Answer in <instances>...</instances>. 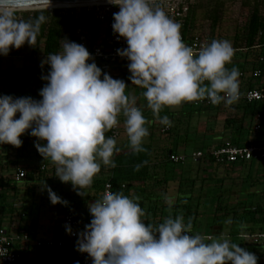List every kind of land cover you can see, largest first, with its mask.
<instances>
[{"label": "clouds", "instance_id": "clouds-1", "mask_svg": "<svg viewBox=\"0 0 264 264\" xmlns=\"http://www.w3.org/2000/svg\"><path fill=\"white\" fill-rule=\"evenodd\" d=\"M109 3L119 8L112 30L127 44L117 54L129 61L128 79L143 90L147 108L161 125L171 126L168 116H160L165 107L204 100L231 106L239 101L240 72L228 67L234 56L230 41L213 39L197 51L183 42L181 24L164 10L162 0ZM49 7L50 0H43L38 14L25 19L19 4L0 0V55L26 42L34 46ZM61 41L62 51L41 62L50 70L41 77L46 84L40 100L0 96V144L19 148L20 137L28 132L43 142L35 147L55 165V176L83 196L102 166L116 167L113 156L121 149L106 133L122 117L127 147L137 154L145 151L152 121L137 107L136 97L126 93L123 80L102 73L83 45ZM47 192L53 205H67L50 188ZM139 201L138 196L106 191L89 203L92 218L77 234L76 250L87 253L92 264H257L255 254L229 238L194 232L192 217L173 215L175 195H163L169 214L161 222H148ZM66 231L72 233L67 226Z\"/></svg>", "mask_w": 264, "mask_h": 264}, {"label": "trees", "instance_id": "trees-1", "mask_svg": "<svg viewBox=\"0 0 264 264\" xmlns=\"http://www.w3.org/2000/svg\"><path fill=\"white\" fill-rule=\"evenodd\" d=\"M244 4L249 9L248 19L242 30L236 33L233 46V49L238 52L233 57H238L239 59H232L231 64L228 65L229 68L234 65L239 69L240 91L256 87L264 82V14L261 12L262 0H249ZM223 7V3L217 1L209 9L212 24L215 27L219 26L222 20ZM200 9L205 10L206 8H202L198 4H194L191 7L189 18L184 27L187 36L198 35L191 33V31L195 29ZM39 10L32 11L30 14H24L23 17L27 19L28 17L35 16ZM44 14L46 16L49 15V19L47 23L41 26L40 33L37 36V43L34 46H29L26 42L19 49L10 48L9 54L4 56H21L25 53V56L34 58L35 62L32 67L27 66L23 69L11 70L7 84L9 88L8 93L14 98L31 97L37 101L41 99L39 91L46 84V81L42 80L41 77L42 75H47L50 68L46 64L41 67L36 58L39 54L46 58L49 53L62 51L61 40L66 38L68 41L82 45L79 35L76 34L77 28L81 27L86 35V45L83 46L87 50L103 42L107 35V30L105 34H102L100 31L101 22L93 19L86 10H83L79 15L71 14V10L69 9L47 10ZM93 60L102 70V73H107L111 63L107 62L109 63L107 64L105 63L106 61L97 58H93ZM127 65L113 64L114 68H121L122 72L119 78L127 84L129 95L140 96V99H144L142 96L143 90L132 85L128 79L130 72ZM258 69L261 70L262 75L260 78L255 79L252 73ZM182 104L185 109L187 105L191 109L197 106L199 107L198 110H204L206 115L209 112L216 115H227L223 122V132H221L224 139L218 140L216 138L218 136L214 135L213 140L207 144L206 148L199 147L194 150H207L212 145H221L226 141L234 145H240L246 143L248 140L257 141L261 134L264 136V127L258 133L253 131L252 125L248 129H244L243 127L248 114H250L249 117L251 118V122H253L255 114L259 111H264V102L248 103L238 101L231 106L221 109L219 108L220 105L209 107L207 105H196L195 102ZM165 111L163 109L161 114ZM18 117L19 114H17L16 118ZM163 127L164 125L160 128L162 129ZM172 131L173 128L170 126V129L165 132L169 136L158 141L154 139L153 135H149L143 143L145 151L137 154H133L127 147L128 140L118 142L117 146L120 147L121 151L113 156L116 167L108 168L102 166L99 173L103 174L101 176L96 175L93 178V183L88 188L87 196L84 199L81 198L74 201L69 197L70 193L68 192V186L71 183L61 182L55 176V165L50 160H44L38 153L35 144L43 142L25 132L20 137L22 145L19 148L10 144H0V212H6L3 206V204H6L8 194L6 191L9 189L8 185L13 182L17 184L23 182L22 189L24 190L21 191L17 187L13 188V208L10 212L12 214L9 215L10 218H13L18 211L19 216H22V213L24 214L23 216H28L30 210H39L41 206L37 205V196L40 190L46 193L47 188H50L63 201H67V205L59 203L53 205L49 197L42 204H48L51 208L55 207L57 210H64L59 221L54 226V237L67 239L66 235L68 233L61 225L63 215L67 212H73L76 217L83 219L84 226L89 224L86 220V210L80 207V205L100 199L104 183L110 181L113 186V192L119 191L129 197H140L139 203L147 214L148 222H161L169 214L167 206L163 201V195L166 193L175 195L176 203L171 210L172 214L183 215L185 220L188 217H192L194 232H199L202 235L213 238L221 236L229 238L232 242L239 244L241 248L255 254L257 264H264V244H262L260 239V236L264 234V164L260 163L264 161L220 164L211 158L204 157L198 163H195L199 166L198 172H201V170L207 171L205 163L207 167L209 166L213 170L210 172L209 177L203 178L209 179L211 183L210 187H207L208 197H210L209 210L202 212L200 206L203 201L200 194L207 189L204 182L199 189L200 194L198 195L194 193L196 191V179L190 176H182L181 180L177 179L180 181L176 186L178 189L173 188L172 190L174 191H170V181H176V168L188 167L186 163L176 164L171 160L172 154H180L176 153L173 147L178 142L175 140L173 134H171ZM106 136H112V130L106 133ZM170 151H172L171 155ZM204 161L205 163H203ZM169 163L173 164V168H175L173 171H171L172 169H168ZM20 165L23 166L20 167ZM137 165H140L138 171L135 170ZM159 166L164 169L162 174L158 171ZM20 169L25 170V176L17 180L15 177ZM182 173L180 172V175ZM235 174L237 175L235 176ZM189 180H192V182L189 183ZM57 186L60 189H56ZM20 192L23 193L21 196L19 195ZM20 199L23 203H20ZM193 199L196 200V203L191 205L193 204ZM27 202L29 204H26ZM19 204L22 205L21 208H17ZM205 213H207L206 215L209 218L207 224L204 226L202 222L200 223V219ZM229 219L231 220V224L225 223ZM4 221L5 214H2L0 215V223L5 225ZM200 224L204 226L205 231L201 232L199 230ZM241 225H243L242 228ZM36 227L34 225H24L21 229H26L31 234ZM254 238L256 241L252 242ZM35 248L32 244H27L25 251L20 249L21 260L19 264H30L29 255L31 250ZM36 250L38 251L37 257L42 260V264H66L79 255V252L73 247H68L62 251L55 250L52 252V255H48L47 252L41 249L36 248Z\"/></svg>", "mask_w": 264, "mask_h": 264}, {"label": "rangeland", "instance_id": "rangeland-1", "mask_svg": "<svg viewBox=\"0 0 264 264\" xmlns=\"http://www.w3.org/2000/svg\"><path fill=\"white\" fill-rule=\"evenodd\" d=\"M193 5L198 4L204 9H200L198 12L197 16V22L195 29L191 31V33L194 34H200L203 37H206L209 41V43L213 39H224L228 40L231 42L232 47L234 46V40H235V35L238 31L242 30V27L245 26V23L247 22L248 15H249V9L248 7L244 4L246 1L249 0H192ZM217 1H220L223 3V15H222V20L220 22V25L215 27L212 24V19L210 17L209 9L216 3ZM54 9H67V8H54ZM39 10V9H30V10H22V14H30L32 11ZM48 10V9H47ZM53 10V9H50ZM261 12L264 14V0H262V7H261ZM107 30V24L105 22L100 23V31L102 34H105V31ZM67 39V38H66ZM28 46V45H25ZM42 46V45H41ZM40 53V52H39ZM238 53L237 50H234V54ZM23 53L21 56H8V57H0V96L2 95H9L8 93V80L10 78V73L12 69H23L24 67L27 66H33L34 65V58H29L24 55ZM243 54V52H241ZM46 58L39 56L36 58L37 62L41 64L42 61H44ZM232 59L238 60V57H233ZM107 63V62H105ZM109 64V63H107ZM45 65V64H44ZM47 65V64H46ZM110 68H108L107 74L110 75L111 77H114L113 79H120L119 76L121 75V68L117 67L114 68L113 64H110ZM124 81V80H123ZM125 82V81H124ZM126 84V83H125ZM127 85V84H126ZM129 88L126 89V93L129 95ZM136 97V105L142 110L143 115L147 118V120H151L152 123L147 125L148 130H149V135H153L154 139L156 141L161 140L167 136H169L168 133H162L161 128L162 125L159 123V121L153 117L151 110L147 108L146 106V100L145 99H140V96H135ZM226 107L224 104H221L219 108H224ZM197 108V109H196ZM199 107L195 106L193 109L189 107V105L186 106V109L184 108V105L181 104L180 106L177 107H165L164 110H166L163 114L160 113V116H168L169 120L171 121V127L173 128V131L171 134L175 137V140L178 142V144L174 145V149L176 153H189L193 151L195 148L203 147L206 148L207 144H209L213 138L214 135H216L219 130L223 129V122L225 119V115H222V117H219V114L215 113H210L206 115L205 111L203 110H198ZM185 109V111H184ZM191 109V110H190ZM168 111V112H167ZM239 111V110H238ZM167 112V113H166ZM239 113V112H238ZM237 113V114H238ZM250 114H248L247 118L245 119L243 123L244 129H248L251 125H254V122H251V118L249 117ZM121 122L119 124V138L117 139V143L121 141L128 140L127 136L124 131V126H123V118H120ZM183 128V129H182ZM185 128V129H184ZM190 128V129H189ZM149 135L146 137L148 138ZM264 136L261 134L257 141H263ZM174 139V138H173ZM205 163V161L203 162ZM188 164V167H183V168H176V181H170L171 183V188L170 191L174 189H178L176 187L179 184V180L177 179H182L183 177L190 176L192 178H195V184H196V191L194 192L196 194H200V187L204 182V185L206 188L210 187L211 181L209 179H203L204 177H209L210 172H212V168L209 166L207 167L206 163L204 164L207 171H202L198 172V165L193 163L191 160H188L186 162ZM260 164H264V162H261ZM258 165V163H257ZM256 165V166H257ZM168 169L173 171L175 168H173V164L169 163ZM158 171L162 174L164 172V169L159 166ZM222 171V170H221ZM107 172V171H106ZM180 172L183 174L180 175ZM262 172V171H261ZM170 173V172H168ZM103 174V173H102ZM101 173H98L97 175L101 176ZM237 174H235L236 176ZM185 182V181H184ZM189 183L192 182V180L188 181ZM24 183H11L8 185L9 189L7 198H6V204H3L5 208V213L0 212V215L5 214V219L7 218V215H10L12 211V201H13V195L14 191L13 188L17 187L19 190L23 187ZM174 185V186H173ZM204 186V187H205ZM208 188L205 191H202L200 196L202 197V204L200 206V209L202 212L205 210H209L210 206V197H208ZM56 189H60L59 186H57ZM22 189L21 191H23ZM93 191V189H91ZM68 192L70 193L69 197L74 201V200H79L83 197H86L87 194L81 196L77 195V191L73 189V186L70 184L68 186ZM86 192H88V189H86ZM21 193V192H20ZM23 193H21L22 195ZM20 195V196H21ZM48 192L43 193L40 190L39 195L37 196V201L38 204L41 207L39 210L33 209L30 210L29 215L27 216L28 219H36L41 223L42 229L44 230L43 225H46L47 222L49 223H54L58 222L61 215L63 214V209L57 210L55 207H50L48 204H42V202L47 201ZM196 198V197H195ZM29 200H31L29 198ZM196 200H198L196 198ZM196 200L193 199V204L196 203ZM95 201V200H93ZM89 201L85 205L82 204L80 207L82 208H88L87 206L89 203L93 202ZM8 202V203H7ZM29 202V201H28ZM26 204H29V203ZM32 202V201H31ZM20 203H23V201L20 199ZM190 205V204H189ZM22 205H17V208H21ZM188 207V206H186ZM1 209V208H0ZM86 210V209H85ZM19 213V211H18ZM15 214V221H18V215ZM207 213L203 214L201 217L202 224L205 226L207 224L209 216L206 215ZM83 221V219H81ZM146 223V221H145ZM200 224L199 225V230L201 232L205 231L204 226ZM66 231V229H65ZM66 238H68V235H66ZM255 238L253 239L252 242H255ZM251 243V242H250ZM29 244V243H28ZM32 245L34 246V241L32 242ZM35 247V246H34ZM38 251L35 249H32L29 255V262L30 264H42L40 263V259L37 257Z\"/></svg>", "mask_w": 264, "mask_h": 264}, {"label": "built area", "instance_id": "built-area-1", "mask_svg": "<svg viewBox=\"0 0 264 264\" xmlns=\"http://www.w3.org/2000/svg\"><path fill=\"white\" fill-rule=\"evenodd\" d=\"M192 0H162V7L168 15L176 22L181 24V36L183 42L191 46L194 50H199L202 46L210 44L206 37L201 35L187 36L185 33V24L189 18L190 10L193 5ZM71 10V14L79 15L83 10H86L93 19L98 22L107 24V35L103 42L89 49V53L93 58L101 59L111 64L124 65L129 61L126 58H121L117 54V49L127 47L126 41L119 38L112 30L113 13L119 11V8L109 2L95 3L83 7L67 8ZM76 34L79 35L82 45H86V35L81 27L76 29ZM0 57H4L0 55ZM261 70H255L252 73L253 78H260ZM239 101L248 103L264 102V82L256 87L248 88L240 91ZM196 105H207L216 107L207 100L195 102ZM223 104V103H221ZM219 104V105H221ZM253 131L258 133L264 127V111H259L254 116ZM170 127L164 126L162 132L165 133ZM119 125L112 129V137L116 140L119 138ZM207 157L213 159L216 163H238L248 161H264V140L253 141L248 140L246 143L234 145L226 141L221 145H212L209 149H196L190 153L172 154L171 160L176 164H184L188 160L193 163H198L202 158ZM25 176V170L20 169L16 174V179L20 180ZM106 191L113 192V186L110 181L104 183L101 197ZM91 215L89 210L86 211V220L90 223ZM61 225L66 229L70 227L71 234H68L67 239L51 237L32 238V235L26 229L10 230L6 225L0 223V264H19L21 260L20 246L27 245L34 240V246L37 249L44 250L48 255H52L55 250H64L68 247L76 248L77 234L84 230V222L75 216L73 212H67L61 219ZM262 244H264V234L260 236ZM66 264H92V259L87 253H80L70 263Z\"/></svg>", "mask_w": 264, "mask_h": 264}, {"label": "crops", "instance_id": "crops-1", "mask_svg": "<svg viewBox=\"0 0 264 264\" xmlns=\"http://www.w3.org/2000/svg\"><path fill=\"white\" fill-rule=\"evenodd\" d=\"M222 115L227 116L226 114H220L219 117H222ZM149 121H151V120H149ZM161 132H162V129H161ZM221 132H223V129L219 130V132H217L216 135H215V136H218V137H216L218 140H223L224 139V136L221 135ZM2 145H7V144H2ZM22 166L23 165H20V167H22ZM21 190H22V188H21ZM19 195H21V193ZM84 198L85 197H83V199ZM19 205H21V204H19ZM85 209H86V211L88 210V208H85ZM23 215H24L23 213H22V216L18 215V219H17L18 221H15V222H14L15 216L13 218H10V216L7 215V218L5 219L4 224L10 230L21 229V227L24 226V225L37 226L36 229L33 231V233H31L32 238H34V239L35 238H39V237H51V236H54V226L56 225V222H54V223L47 222L46 225H43V227H44V230H43L42 226H41V223L39 221H37L36 219H28L27 216H23ZM24 217H26V218H24ZM80 219H82V218H80ZM32 242L29 243V244H32ZM20 248H21L22 251H25L27 249V245H23V246L21 245ZM41 261L42 260H40V263H41Z\"/></svg>", "mask_w": 264, "mask_h": 264}, {"label": "water", "instance_id": "water-1", "mask_svg": "<svg viewBox=\"0 0 264 264\" xmlns=\"http://www.w3.org/2000/svg\"><path fill=\"white\" fill-rule=\"evenodd\" d=\"M11 2L19 4L21 8L30 5L34 7L43 6V0H11ZM90 2H109V0H50V5L85 4ZM171 153L172 151H170V155Z\"/></svg>", "mask_w": 264, "mask_h": 264}, {"label": "bare ground", "instance_id": "bare-ground-1", "mask_svg": "<svg viewBox=\"0 0 264 264\" xmlns=\"http://www.w3.org/2000/svg\"><path fill=\"white\" fill-rule=\"evenodd\" d=\"M95 3H103V2H90V3H85V4H66V5H50L48 9H54V8H71V7H83L86 5H92ZM42 6L38 7H22L21 10H30V9H41Z\"/></svg>", "mask_w": 264, "mask_h": 264}]
</instances>
